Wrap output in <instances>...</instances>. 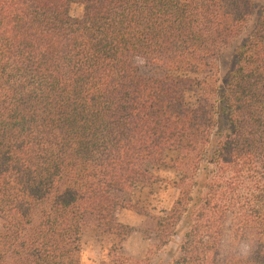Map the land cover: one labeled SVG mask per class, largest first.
I'll return each instance as SVG.
<instances>
[{"label":"trees","instance_id":"16d2710c","mask_svg":"<svg viewBox=\"0 0 264 264\" xmlns=\"http://www.w3.org/2000/svg\"><path fill=\"white\" fill-rule=\"evenodd\" d=\"M160 167L181 261L215 264L228 223L255 237L228 264H264V0H0V264H78L86 218L98 264H142L116 194Z\"/></svg>","mask_w":264,"mask_h":264},{"label":"rangeland","instance_id":"374dc122","mask_svg":"<svg viewBox=\"0 0 264 264\" xmlns=\"http://www.w3.org/2000/svg\"><path fill=\"white\" fill-rule=\"evenodd\" d=\"M72 15H79L81 8L74 5ZM227 56L215 61L221 69L227 66ZM160 180L147 185H138L129 193H118L121 202L116 207V220L131 227V233L121 243L124 255L142 264H195L181 261L179 244L182 241L184 223H179L174 231H166L157 222L164 219L168 209L178 195L173 186L175 173L164 167L158 170ZM137 203L144 209L137 212L132 204ZM164 223V222H163ZM97 220L86 218L80 236V246L76 253L78 264H98L105 256L112 237L101 234L96 226ZM173 230V229H172ZM255 245L254 232L246 230L243 235L234 234L226 223L222 241L215 254V264H228L230 260L247 257Z\"/></svg>","mask_w":264,"mask_h":264}]
</instances>
